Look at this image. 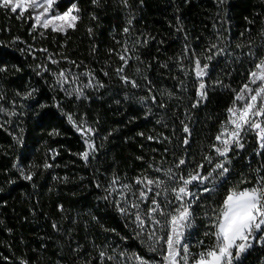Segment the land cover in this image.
Wrapping results in <instances>:
<instances>
[{"label": "trees", "instance_id": "1", "mask_svg": "<svg viewBox=\"0 0 264 264\" xmlns=\"http://www.w3.org/2000/svg\"><path fill=\"white\" fill-rule=\"evenodd\" d=\"M72 4L79 19L64 33L33 30L30 11L0 7V264H139L136 256L158 264L134 217L112 202L118 193L107 190L117 178L138 196L137 178L169 168L187 177L199 164L203 175L225 162L226 182L199 198L216 207L233 185L252 187L264 176L255 130L241 132L244 147L233 144L227 160L212 147H222L215 137L227 109L264 58V0H57L54 8L62 14ZM197 59L209 64L204 77ZM67 115L94 130L87 161L85 137ZM254 121L264 127V116ZM237 264H264V247Z\"/></svg>", "mask_w": 264, "mask_h": 264}, {"label": "snow or ice", "instance_id": "2", "mask_svg": "<svg viewBox=\"0 0 264 264\" xmlns=\"http://www.w3.org/2000/svg\"><path fill=\"white\" fill-rule=\"evenodd\" d=\"M93 2L96 3L97 0H93ZM126 2L127 0H125ZM56 4L57 0H0V7L10 9L12 13H17L19 10L21 17L26 10L31 8L34 12L31 18L35 21L33 30L37 26H41L44 29L51 28L53 32L64 33L75 27L79 16L72 13L79 10L75 4H72L67 11L61 14L55 11L54 6ZM124 31L128 32V28H125ZM211 47L216 48V45ZM221 54H223V49L207 56L206 59L211 61L215 55ZM120 58L125 60L124 56ZM195 66L197 77L207 75L209 64L201 65L200 60L197 59ZM0 71H6V68L0 67ZM117 71L122 72L123 68L117 69ZM60 77L62 78L60 83L66 81L63 72L60 73ZM122 79L127 82V78L122 77ZM132 84L133 87L138 86L135 82ZM252 84L257 85V87L251 88L250 85ZM199 88L198 94L204 98L206 96L203 91L205 84L201 82ZM258 99L261 101L259 107L256 104ZM238 101L244 102L242 107H236ZM227 111L229 113L228 120L225 125H222L220 133L215 137L222 147L213 145L215 152L227 160L233 144L243 148L240 135L245 130V125L248 128L259 130L260 147L264 148V127L250 119L251 116H264V58H260L254 64V68L249 71L248 83H245L236 93L233 106ZM67 119L82 136H85L84 142L87 149L81 153V157L87 161L90 155L89 150L95 151V146L89 142L86 134L93 133L94 130L78 125L73 120L72 115H67ZM228 125L232 126L231 130H229ZM183 131L189 133L190 130L187 125L184 126ZM183 143L187 144L188 139L186 138ZM204 159L208 163H212L211 157L205 156ZM185 163L184 159H180L176 167L179 168ZM45 167H50V165L46 164ZM203 168V164L197 165L196 170L189 172L187 177L177 175L169 168L163 172V177L149 178L143 176L137 178L135 184L143 186L138 196L132 192V185L124 184L121 185L120 189L113 187L117 184V178H113L107 190L109 196L113 192H119V199H114L112 202L121 215L134 217L135 223L140 229L138 236L147 233L145 243L151 251H158L161 255V261L158 264H234L243 253L253 246L252 241H258L264 245V176H261L252 187H241L240 185L243 183L241 181L227 190L222 202L212 209L211 231L205 232V236H210L212 242L204 245V242L201 241V251L196 254L190 252L189 245L183 241L186 230L192 224V205L200 198L201 193L190 191L189 185L197 182V186H203L202 193L215 192L218 187H222L223 183L226 182L229 173V168L225 166V162L216 163L210 171L202 175L201 170ZM20 171L23 174V170L20 169ZM156 171L160 172L161 169L157 168ZM24 179L31 180L32 176L25 175ZM208 184H211L212 187L209 188ZM148 193H154V196L151 200V206L144 212L141 204L148 200ZM162 193L164 194L163 204L156 199ZM169 193L172 194L173 199H169ZM129 194L135 198L130 199ZM109 196H105L104 199H108ZM100 257L103 261L105 253L101 252ZM108 259L114 260L115 258L108 257ZM135 259L139 261V264H149L142 257L136 256Z\"/></svg>", "mask_w": 264, "mask_h": 264}, {"label": "rangeland", "instance_id": "3", "mask_svg": "<svg viewBox=\"0 0 264 264\" xmlns=\"http://www.w3.org/2000/svg\"><path fill=\"white\" fill-rule=\"evenodd\" d=\"M28 11H30L32 17L34 15L33 10L30 8L28 9ZM73 14V13H72ZM74 15V14H73ZM51 29V28H50ZM257 106L259 107L261 104V101L258 99L256 102ZM255 118H258V116H251L250 119L254 121ZM229 130H231V125H228ZM256 131L257 132V136L260 139L259 136V130L258 129H254V128H248L247 125H245V133H251V131ZM88 138L92 137V133H88L86 134ZM85 137V136H84ZM261 144V142H260ZM113 187L120 189V185H118V183L116 185H114ZM192 192L195 193H201L200 196L206 194V193H202V189L198 190L197 188L193 189ZM113 193H118L119 196V192H113ZM171 194V193H169ZM164 196V194H163ZM162 196V198H163ZM172 196V194H171ZM210 199H204V200H200L199 199L192 205V224L191 227L188 228L186 230L185 233V237H184V241L185 243H187L189 245L190 248V252L193 254H196L198 252L201 251L202 246H201V241L204 242V245H208L212 242V238L210 236H205V232L207 231H211L210 228V224H211V219L210 217L213 215L212 213V209L214 208V206L210 203L209 201ZM166 210H170V209H166ZM141 240L143 242V245L149 250V247L147 246V244L145 243V241L147 240V233H142L140 234ZM253 246L248 249L245 253H243L240 257V259L238 261H235L234 264H237L241 261L242 257L248 252L250 251L254 246H259V247H264V245H262L261 243H259L258 241H252ZM166 247V246H165ZM157 258L160 260L161 259V255L159 254V252H153Z\"/></svg>", "mask_w": 264, "mask_h": 264}]
</instances>
